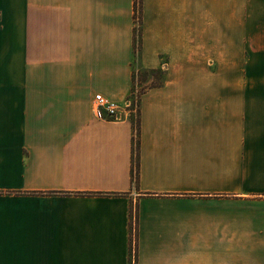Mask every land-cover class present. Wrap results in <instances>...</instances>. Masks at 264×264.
I'll return each mask as SVG.
<instances>
[{
    "label": "crops",
    "instance_id": "0c3cea01",
    "mask_svg": "<svg viewBox=\"0 0 264 264\" xmlns=\"http://www.w3.org/2000/svg\"><path fill=\"white\" fill-rule=\"evenodd\" d=\"M141 25L137 57L135 0H0V264H264V0H141ZM135 64L163 74L137 184L132 122L94 110Z\"/></svg>",
    "mask_w": 264,
    "mask_h": 264
},
{
    "label": "built area",
    "instance_id": "2783aa9c",
    "mask_svg": "<svg viewBox=\"0 0 264 264\" xmlns=\"http://www.w3.org/2000/svg\"><path fill=\"white\" fill-rule=\"evenodd\" d=\"M135 98V99H133ZM137 91L132 90L130 97L123 104H116L97 96L95 98V115L101 121L120 122L124 120H131L132 115L138 113V103L136 101ZM133 99V100H132ZM135 224L132 227V243L135 241ZM135 247V245H134Z\"/></svg>",
    "mask_w": 264,
    "mask_h": 264
},
{
    "label": "rangeland",
    "instance_id": "374dc122",
    "mask_svg": "<svg viewBox=\"0 0 264 264\" xmlns=\"http://www.w3.org/2000/svg\"><path fill=\"white\" fill-rule=\"evenodd\" d=\"M137 1L139 2V3L137 2V4H139L137 10L141 11V5H140V1L141 0H137ZM137 17H138V19H137V22H136L137 23L136 30L138 32H140V30H141L140 26H139V24L141 23L140 13L137 15ZM261 41H263L262 44L264 45V37L262 38ZM138 43H139V41H138ZM140 47H141L140 44H138L137 55H138V53H139V51L141 49ZM2 50H3V48H0V78H6L7 76H10V75H13L15 77L19 76L20 75V71H18L17 69H15L12 74H10L9 71L6 69V64H5L6 60L3 59L2 56H1ZM245 61L243 60L244 63H245ZM134 70H135V80L133 81V90L137 91V97L138 98H136V101L138 103V113L136 115H132L131 116V120H129L131 122H132V120H137V118H138V115L140 113V109H139L140 99H141V96L144 93H146L147 90L149 89V87L151 86L149 81L154 79V77H155L156 79L154 80V83L155 84L156 83L160 84V83H162V79H163V77H162L163 74L162 73H157V74L146 73L145 71L139 69L137 64H135ZM241 72H243L242 75H241ZM243 74H245V70L242 67H239V76L240 75L243 76ZM133 99H135V98H133ZM94 110H95V106H94Z\"/></svg>",
    "mask_w": 264,
    "mask_h": 264
},
{
    "label": "trees",
    "instance_id": "16d2710c",
    "mask_svg": "<svg viewBox=\"0 0 264 264\" xmlns=\"http://www.w3.org/2000/svg\"><path fill=\"white\" fill-rule=\"evenodd\" d=\"M137 0H135V26L137 28V15L140 13L141 16V11H138V5L137 4ZM139 3V2H138ZM140 5H141V1H140ZM141 20V18H140ZM140 29H141V23L139 24ZM136 30V29H135ZM139 41V43H138ZM138 44H140L141 46V30L140 32H138L136 30V38H135V55L138 57L137 55V48H138ZM141 48V47H140ZM142 70V69H141ZM146 73H150L149 71L144 70ZM135 80V70L133 71V81ZM132 124H133V129H134V171H133V179L135 184L138 183L139 181V151H140V132H141V126H140V113L138 115L137 120H132Z\"/></svg>",
    "mask_w": 264,
    "mask_h": 264
}]
</instances>
